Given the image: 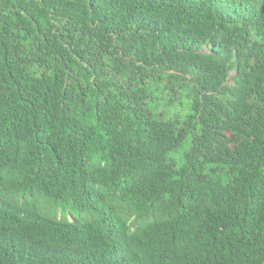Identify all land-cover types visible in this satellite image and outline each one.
Masks as SVG:
<instances>
[{"label": "trees", "instance_id": "trees-1", "mask_svg": "<svg viewBox=\"0 0 264 264\" xmlns=\"http://www.w3.org/2000/svg\"><path fill=\"white\" fill-rule=\"evenodd\" d=\"M0 264H264V0H0Z\"/></svg>", "mask_w": 264, "mask_h": 264}, {"label": "rangeland", "instance_id": "rangeland-1", "mask_svg": "<svg viewBox=\"0 0 264 264\" xmlns=\"http://www.w3.org/2000/svg\"><path fill=\"white\" fill-rule=\"evenodd\" d=\"M161 109L164 110L165 106H163ZM176 110H177V108H175V107H172V108L168 109V111L171 112V113L176 112ZM186 151H187V149L182 148L179 153H177V154L174 153L172 155V158L180 165L182 163V161H183V157H184V154H185Z\"/></svg>", "mask_w": 264, "mask_h": 264}]
</instances>
